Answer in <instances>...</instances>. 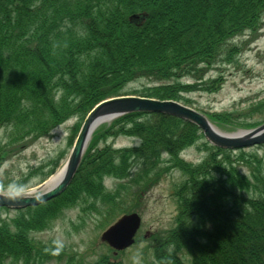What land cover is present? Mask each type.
Instances as JSON below:
<instances>
[{
    "label": "trees",
    "instance_id": "obj_1",
    "mask_svg": "<svg viewBox=\"0 0 264 264\" xmlns=\"http://www.w3.org/2000/svg\"><path fill=\"white\" fill-rule=\"evenodd\" d=\"M263 20L264 0H0V168L72 117L79 119L77 135L106 98L137 95L191 106L184 94L196 86L218 90L221 77L204 79L205 72L234 62L241 52L235 39L257 33ZM141 80L147 85L127 90ZM251 106L203 113L216 125L248 129L264 122V100ZM256 112L259 119L240 120ZM120 136L137 143L98 146ZM191 146L205 154L202 161L183 158ZM253 148L213 146L196 124L172 115L119 116L94 132L62 194L15 210L11 219L2 218L9 209L0 207V264L65 257L58 241L38 242L34 233L76 206L80 222L105 227L136 211L132 199L141 207L151 186L174 171L182 176L172 192L175 224L149 239L153 262L264 264V143ZM1 180L0 187L25 188L22 179ZM111 251L90 264H125ZM67 259L76 264L74 253Z\"/></svg>",
    "mask_w": 264,
    "mask_h": 264
},
{
    "label": "rangeland",
    "instance_id": "obj_2",
    "mask_svg": "<svg viewBox=\"0 0 264 264\" xmlns=\"http://www.w3.org/2000/svg\"><path fill=\"white\" fill-rule=\"evenodd\" d=\"M240 44L241 52L235 57L232 63L219 62L212 69L207 70L204 79L211 76L221 77V87L218 90L210 91L194 87L184 94L191 102L192 108L200 112H243L251 108V104L264 100V20L261 29L255 33L245 32L235 39ZM193 78L186 77L183 81H193ZM147 85L146 81H136L128 84L127 90L140 89ZM201 87H205L201 85ZM261 113L256 112L242 117L240 120H257ZM79 119L72 117L63 124L57 126L50 135L42 137L25 149L10 156L0 168V180L25 182V188L17 191L10 186L0 187V193L5 194H26L43 184L51 176L57 173L65 164L72 142L75 140V128ZM230 124V123H226ZM216 125V124H215ZM221 131L226 133L236 132L244 129H232L224 125H216ZM249 129V128H248ZM137 141L130 137L108 138L100 141L99 147L111 144L114 147H125L136 144ZM248 150V149H247ZM256 151L255 148L253 150ZM187 161L198 163L202 161L205 154L197 146L186 148L182 153ZM243 171H248L247 167L240 164ZM181 173L174 171L160 180L140 199L142 206L137 199H132L130 205L142 217V226L137 234L136 243L116 257L125 264H155L153 262L152 241L149 240L153 234L165 233L175 224L177 213L176 201L172 195L174 182L181 179ZM45 180V181H44ZM4 184L5 181L1 180ZM114 183H111V187ZM14 210L1 213L2 218L11 219L15 216ZM50 227L44 231L34 233L38 242L48 243L58 241L65 249L66 256L51 257L43 264H72L71 259H67L70 253L75 254L76 264H90L95 261L100 254L109 253V246L101 241L102 232L122 214L118 215L109 225L102 227L94 219H86L80 222L79 207L66 208L59 214ZM113 255V250L111 251Z\"/></svg>",
    "mask_w": 264,
    "mask_h": 264
},
{
    "label": "water",
    "instance_id": "obj_3",
    "mask_svg": "<svg viewBox=\"0 0 264 264\" xmlns=\"http://www.w3.org/2000/svg\"><path fill=\"white\" fill-rule=\"evenodd\" d=\"M132 112L161 113L176 116L199 126L207 140L220 148L239 149L264 143V123L254 129L226 134L213 127L208 118L195 109L172 100L138 96H119L99 102L87 115L62 170L38 190L28 194L0 193V206L22 209L36 206L60 195L71 183L94 130L102 123ZM49 184V186H46ZM141 226L138 213L125 214L102 233V240L115 250H124L135 242Z\"/></svg>",
    "mask_w": 264,
    "mask_h": 264
},
{
    "label": "bare ground",
    "instance_id": "obj_4",
    "mask_svg": "<svg viewBox=\"0 0 264 264\" xmlns=\"http://www.w3.org/2000/svg\"><path fill=\"white\" fill-rule=\"evenodd\" d=\"M59 172H60V171H58L56 174H58ZM56 174H55V175H56ZM46 186H49V184H47Z\"/></svg>",
    "mask_w": 264,
    "mask_h": 264
},
{
    "label": "clouds",
    "instance_id": "obj_5",
    "mask_svg": "<svg viewBox=\"0 0 264 264\" xmlns=\"http://www.w3.org/2000/svg\"><path fill=\"white\" fill-rule=\"evenodd\" d=\"M136 264H138V261H136Z\"/></svg>",
    "mask_w": 264,
    "mask_h": 264
}]
</instances>
